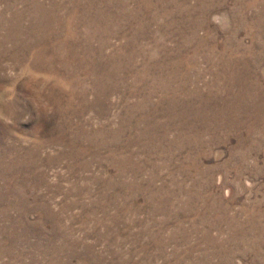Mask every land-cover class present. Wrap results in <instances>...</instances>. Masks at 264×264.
<instances>
[{
    "label": "rangeland",
    "instance_id": "rangeland-1",
    "mask_svg": "<svg viewBox=\"0 0 264 264\" xmlns=\"http://www.w3.org/2000/svg\"><path fill=\"white\" fill-rule=\"evenodd\" d=\"M0 264H264V0H0Z\"/></svg>",
    "mask_w": 264,
    "mask_h": 264
}]
</instances>
